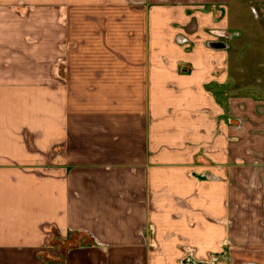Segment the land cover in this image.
<instances>
[{"label": "crops", "instance_id": "obj_1", "mask_svg": "<svg viewBox=\"0 0 264 264\" xmlns=\"http://www.w3.org/2000/svg\"><path fill=\"white\" fill-rule=\"evenodd\" d=\"M232 2L0 0V264H264Z\"/></svg>", "mask_w": 264, "mask_h": 264}, {"label": "rangeland", "instance_id": "obj_2", "mask_svg": "<svg viewBox=\"0 0 264 264\" xmlns=\"http://www.w3.org/2000/svg\"><path fill=\"white\" fill-rule=\"evenodd\" d=\"M229 9L235 89L264 98V0H233Z\"/></svg>", "mask_w": 264, "mask_h": 264}]
</instances>
